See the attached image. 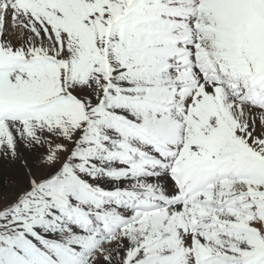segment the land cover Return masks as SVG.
Segmentation results:
<instances>
[{
	"label": "snow or ice",
	"instance_id": "1",
	"mask_svg": "<svg viewBox=\"0 0 264 264\" xmlns=\"http://www.w3.org/2000/svg\"><path fill=\"white\" fill-rule=\"evenodd\" d=\"M0 264H264V0H0Z\"/></svg>",
	"mask_w": 264,
	"mask_h": 264
}]
</instances>
